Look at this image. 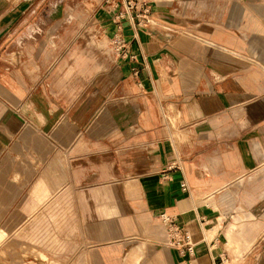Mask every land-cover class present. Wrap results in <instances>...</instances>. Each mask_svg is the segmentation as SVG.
I'll return each mask as SVG.
<instances>
[{"label":"crops","instance_id":"obj_1","mask_svg":"<svg viewBox=\"0 0 264 264\" xmlns=\"http://www.w3.org/2000/svg\"><path fill=\"white\" fill-rule=\"evenodd\" d=\"M166 2L100 0L103 33L92 42L105 48L62 50V35L48 34L0 50V221L20 217L10 235L0 230V252L16 250L13 264H31L21 261L27 252L58 264L55 256L74 246L76 232L75 264L121 249L128 264L146 250L150 264H180L177 251L161 245L166 232L155 221L163 213L189 234L191 264L221 256L205 225L220 228L227 185L254 179L249 139L257 137L237 142L244 129L214 135L222 111L237 107L239 79L225 74L221 84L207 76L215 67L203 64L184 35L188 7ZM88 14L67 8L68 30ZM225 238L241 259L229 264H248L253 239L232 229Z\"/></svg>","mask_w":264,"mask_h":264},{"label":"rangeland","instance_id":"obj_2","mask_svg":"<svg viewBox=\"0 0 264 264\" xmlns=\"http://www.w3.org/2000/svg\"><path fill=\"white\" fill-rule=\"evenodd\" d=\"M30 1L4 0V7L0 10V50L20 49L28 40L33 41L35 36L48 34L52 38L54 35H62V41L59 42L62 50L105 48L95 45L96 41L92 42L93 36L103 33L96 25L100 0H36L32 9L25 11ZM151 1L168 4L166 1L169 0ZM170 1L188 7L190 23L187 29H184V35L190 40L191 49H198L197 54L204 56L203 64L215 67L216 73L207 76H213L221 84L229 80H224L225 74L231 73L232 78L239 79L237 107L231 111L229 109L222 111L223 118L215 126L214 135L224 138L226 135L234 134L236 129H244L236 139L237 142L246 141L248 136L257 137L249 139V155L254 162V179L247 185L244 182L227 185L228 195L217 206L222 212L220 228L211 232L206 228L208 225H205V234L207 236L209 234L207 239L217 243L216 245L221 248L219 252L221 256L215 259V264H227L232 258L241 260L226 243L225 233L228 229L253 239L246 254L248 264H264V0ZM25 3L26 6L21 8ZM67 8L84 9L89 13L84 23L77 25L73 33L68 30L69 25L64 21V12ZM57 10L58 14L55 16ZM60 19L61 22L58 24ZM258 28H262L263 31H258ZM103 42L107 45L108 40ZM228 139L226 138V141ZM224 150L225 147L222 154H225ZM222 161L229 163L230 159L227 157ZM215 195L219 197V194ZM236 208L238 209L236 216L229 217L231 211ZM18 218L20 217L3 218L0 221V228L7 229L0 230H6L10 235ZM155 223L166 232V227L159 217ZM177 225L179 226L178 223ZM163 235L161 245L167 247L168 238L166 233ZM0 241H5V235L0 236ZM80 246L76 232L74 246L63 249L55 256V260L58 264H75L79 258L76 255ZM15 252L16 250L8 251L4 257V251H1L0 264H13L12 255ZM126 252L128 249L126 251L121 249L111 257L106 251L104 253L100 251L98 257L87 259L88 264H128L124 261ZM153 257H150V251L146 250L138 264H150ZM21 261L47 264L29 252Z\"/></svg>","mask_w":264,"mask_h":264},{"label":"built area","instance_id":"obj_3","mask_svg":"<svg viewBox=\"0 0 264 264\" xmlns=\"http://www.w3.org/2000/svg\"><path fill=\"white\" fill-rule=\"evenodd\" d=\"M127 7L129 9L132 8L130 2H127ZM123 14L125 13L123 12ZM119 17H121V14L118 15V18ZM118 38V35L117 37L116 35H114L113 44L119 50L122 48V44L118 40ZM180 188L183 193L188 191L187 185L184 182L181 183ZM159 218L163 225L166 227L169 245L173 247L177 251L178 255L183 259L180 264H191L194 244L189 234L181 226H178L175 219H173L172 217L163 213L159 216Z\"/></svg>","mask_w":264,"mask_h":264},{"label":"bare ground","instance_id":"obj_4","mask_svg":"<svg viewBox=\"0 0 264 264\" xmlns=\"http://www.w3.org/2000/svg\"><path fill=\"white\" fill-rule=\"evenodd\" d=\"M166 235H167V233H166ZM227 264H229V262Z\"/></svg>","mask_w":264,"mask_h":264}]
</instances>
